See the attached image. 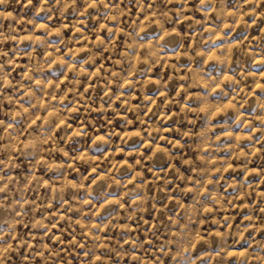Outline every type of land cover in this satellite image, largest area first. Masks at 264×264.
<instances>
[{"label":"clouds","instance_id":"1","mask_svg":"<svg viewBox=\"0 0 264 264\" xmlns=\"http://www.w3.org/2000/svg\"><path fill=\"white\" fill-rule=\"evenodd\" d=\"M261 184L264 0H0V264H264Z\"/></svg>","mask_w":264,"mask_h":264},{"label":"rangeland","instance_id":"2","mask_svg":"<svg viewBox=\"0 0 264 264\" xmlns=\"http://www.w3.org/2000/svg\"><path fill=\"white\" fill-rule=\"evenodd\" d=\"M17 13H19V8H17ZM31 13L30 12H28V13H26V15H30ZM156 71H159V69H157ZM118 107H119V105H117ZM234 131H239L238 129H234ZM257 135H258V133H257ZM253 167H256L255 165H253ZM226 175H228V173H226ZM249 179H253L252 177H249ZM260 192H264V184H261L260 185ZM258 195V193H254L253 194V198L252 199H255V197ZM187 202V201H186ZM250 202H252L251 200H250ZM148 219H154V217H148ZM237 222H239V221H237ZM141 238L143 239V236H141ZM165 264H167V261H165Z\"/></svg>","mask_w":264,"mask_h":264}]
</instances>
